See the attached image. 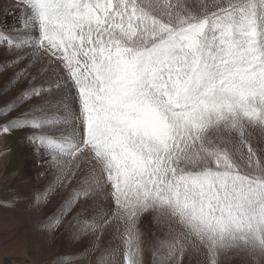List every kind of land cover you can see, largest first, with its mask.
I'll use <instances>...</instances> for the list:
<instances>
[{
    "label": "snow or ice",
    "instance_id": "obj_1",
    "mask_svg": "<svg viewBox=\"0 0 264 264\" xmlns=\"http://www.w3.org/2000/svg\"><path fill=\"white\" fill-rule=\"evenodd\" d=\"M13 6L0 131L47 163L49 240L91 237L59 264H264V0Z\"/></svg>",
    "mask_w": 264,
    "mask_h": 264
},
{
    "label": "rangeland",
    "instance_id": "obj_2",
    "mask_svg": "<svg viewBox=\"0 0 264 264\" xmlns=\"http://www.w3.org/2000/svg\"><path fill=\"white\" fill-rule=\"evenodd\" d=\"M7 7L18 10L13 6V2L1 0L0 28L9 31L3 16ZM8 73L11 74L10 71ZM6 85V81L0 83V96ZM10 90L11 95L0 97L3 99L0 105L11 100L17 93L15 87ZM26 108L22 106L20 111ZM27 135L29 133L22 130L13 131L11 134L0 131V264H59L60 258L69 251L83 254L91 244V237L72 242L65 221V225L56 231L55 238L49 240V234L41 225L52 215L60 199L58 201L57 196H54L47 204L37 203L39 194L47 189L51 175L47 170L33 169L40 164L32 163L38 153L34 149L35 146L26 140ZM34 198L36 203L33 205ZM8 202H12L13 206L4 207ZM148 227L151 228L152 225ZM6 243L17 250L5 252ZM72 243L78 244V247L74 248ZM96 261L97 259L93 260V264H96ZM236 264L243 262L237 260Z\"/></svg>",
    "mask_w": 264,
    "mask_h": 264
},
{
    "label": "bare ground",
    "instance_id": "obj_3",
    "mask_svg": "<svg viewBox=\"0 0 264 264\" xmlns=\"http://www.w3.org/2000/svg\"><path fill=\"white\" fill-rule=\"evenodd\" d=\"M10 1L11 3L13 2V0H8ZM1 2V0H0ZM7 11H4L7 12V16L5 17V20H6V24L8 25V28H9V31L12 29V27L14 25H16V18L17 16L19 15V12L18 11H15L13 7H7ZM3 13V16H5ZM2 17V16H0ZM7 57V58H6ZM8 62V56L7 54H0V64H4V63H7ZM10 76V73L8 72H3V73H0V83L6 81L7 82V85L5 86L4 90L1 92V96L2 98H6L7 96L11 95V90L7 87L8 86V77ZM17 89V92L19 91V88L18 87H15ZM3 99L0 98V102L2 101ZM25 107H27V104L24 105ZM23 133V132H22ZM27 140V139H26ZM27 142V141H26ZM32 144V143H31ZM29 147V146H28ZM28 149V148H27ZM35 149V148H34ZM33 149V150H34ZM36 151V150H35ZM35 154V153H34ZM43 162V163H42ZM32 163L35 165H38L40 164L39 167H36V168H33L35 171L36 170H46L47 169V163L43 160L40 159V156L38 154L37 157H34L32 159ZM33 173V172H32ZM45 174V173H44ZM40 177V176H39ZM49 179H52V177L50 176ZM58 198V201L60 199L59 196H57ZM56 202V201H55ZM36 203V199L34 198L33 200V205ZM30 206V205H29ZM32 216V215H31ZM69 219H71V217H69ZM67 240V239H66ZM74 242V241H72ZM69 244V243H68ZM74 248H77L78 247V244L76 243H72L71 244ZM68 249H69V246H68ZM81 249V248H79ZM86 253V251L83 252V254ZM100 255V252L97 251L95 253H93L91 256H86L83 260H80L78 262V264H93V260L97 259L96 256H99Z\"/></svg>",
    "mask_w": 264,
    "mask_h": 264
}]
</instances>
